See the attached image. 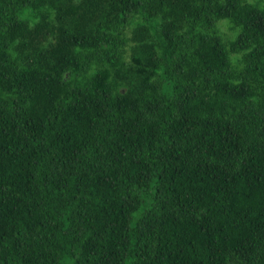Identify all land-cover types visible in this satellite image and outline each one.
I'll return each instance as SVG.
<instances>
[{"label":"trees","instance_id":"1","mask_svg":"<svg viewBox=\"0 0 264 264\" xmlns=\"http://www.w3.org/2000/svg\"><path fill=\"white\" fill-rule=\"evenodd\" d=\"M0 264H264V0H0Z\"/></svg>","mask_w":264,"mask_h":264},{"label":"rangeland","instance_id":"2","mask_svg":"<svg viewBox=\"0 0 264 264\" xmlns=\"http://www.w3.org/2000/svg\"><path fill=\"white\" fill-rule=\"evenodd\" d=\"M223 31L226 33V34H231L230 30H228L227 28H223Z\"/></svg>","mask_w":264,"mask_h":264}]
</instances>
